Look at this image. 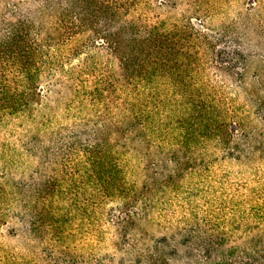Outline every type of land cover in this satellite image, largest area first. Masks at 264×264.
Listing matches in <instances>:
<instances>
[{
  "label": "trees",
  "instance_id": "16d2710c",
  "mask_svg": "<svg viewBox=\"0 0 264 264\" xmlns=\"http://www.w3.org/2000/svg\"><path fill=\"white\" fill-rule=\"evenodd\" d=\"M261 47L264 0H0V264H264Z\"/></svg>",
  "mask_w": 264,
  "mask_h": 264
},
{
  "label": "rangeland",
  "instance_id": "374dc122",
  "mask_svg": "<svg viewBox=\"0 0 264 264\" xmlns=\"http://www.w3.org/2000/svg\"><path fill=\"white\" fill-rule=\"evenodd\" d=\"M262 48V49H261ZM260 49L257 50L258 54L260 55L259 58L261 56H264V47H261Z\"/></svg>",
  "mask_w": 264,
  "mask_h": 264
}]
</instances>
